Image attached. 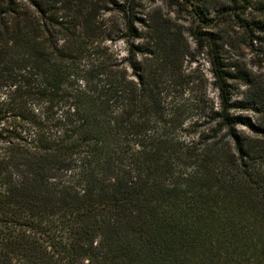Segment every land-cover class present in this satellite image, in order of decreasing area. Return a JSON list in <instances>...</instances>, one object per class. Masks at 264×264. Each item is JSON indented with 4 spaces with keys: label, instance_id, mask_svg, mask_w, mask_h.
<instances>
[{
    "label": "trees",
    "instance_id": "obj_1",
    "mask_svg": "<svg viewBox=\"0 0 264 264\" xmlns=\"http://www.w3.org/2000/svg\"><path fill=\"white\" fill-rule=\"evenodd\" d=\"M146 1L0 0V264H264V86L232 102L220 30L264 46V21ZM182 16L218 91L208 129Z\"/></svg>",
    "mask_w": 264,
    "mask_h": 264
},
{
    "label": "rangeland",
    "instance_id": "obj_2",
    "mask_svg": "<svg viewBox=\"0 0 264 264\" xmlns=\"http://www.w3.org/2000/svg\"><path fill=\"white\" fill-rule=\"evenodd\" d=\"M209 9L210 17L216 14V11L221 7L231 6L229 0H204ZM249 6L239 12L242 19L246 21L256 20L264 21V0H246ZM244 1H239L238 5L246 4ZM144 13L149 9L159 8L163 14L176 18V14L171 12V7L168 0H147L143 2ZM185 16L179 19L178 23L183 27L184 37L189 43L191 57L187 58L184 64L185 73L190 75V83L185 86L188 92H192L195 97L204 100L203 108L206 110L205 117L201 120L197 126L198 130L208 129L210 121L208 119V112L210 109H219L218 91L214 84L210 72V66L207 62L205 54H197L195 46L189 36V23L185 20ZM226 22H223L220 26L222 35L224 37L223 46V58L227 66V70L235 77L231 84L232 102L246 104L248 96V88L245 86L246 80H256L262 86H264V46L261 45L258 40L249 42L248 36L242 28L238 27V21L231 15V18H225ZM254 36L264 37V34L254 32ZM127 45L122 42H118L114 45V50L120 55V57H126ZM191 60V61H190ZM189 100V104L193 103V96L191 93L186 97ZM197 99V98H196ZM198 108L192 107L189 115L196 118L198 115ZM197 113V114H196ZM231 115L235 117H242L244 120H250L253 122L256 116L253 112L245 109H236L231 111ZM207 117V118H206ZM237 129H244V127L237 126ZM193 133V129H188L187 133L179 134L180 138L188 140L190 134Z\"/></svg>",
    "mask_w": 264,
    "mask_h": 264
}]
</instances>
